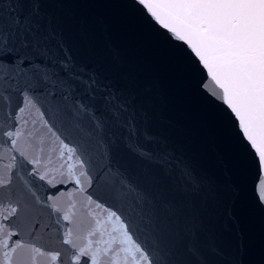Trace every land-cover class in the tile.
Masks as SVG:
<instances>
[{"label":"snow or ice","instance_id":"obj_1","mask_svg":"<svg viewBox=\"0 0 264 264\" xmlns=\"http://www.w3.org/2000/svg\"><path fill=\"white\" fill-rule=\"evenodd\" d=\"M131 6L215 109L233 167L170 142L151 87L80 62L51 0H0V264H246L224 238L237 177L264 214V0Z\"/></svg>","mask_w":264,"mask_h":264},{"label":"water","instance_id":"obj_2","mask_svg":"<svg viewBox=\"0 0 264 264\" xmlns=\"http://www.w3.org/2000/svg\"><path fill=\"white\" fill-rule=\"evenodd\" d=\"M76 58L102 73L126 77L155 93L156 127L198 165L219 175L234 164V147L215 109L195 90L175 50L131 6V0H51ZM57 5H63L58 7ZM115 57V58H114ZM236 200L235 232L224 238L233 248L239 237L246 264H264V214L252 205L247 186Z\"/></svg>","mask_w":264,"mask_h":264}]
</instances>
